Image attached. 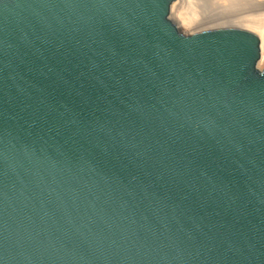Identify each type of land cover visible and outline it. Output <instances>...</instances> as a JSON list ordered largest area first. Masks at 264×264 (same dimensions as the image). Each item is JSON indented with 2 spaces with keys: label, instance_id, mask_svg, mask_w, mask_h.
<instances>
[{
  "label": "water",
  "instance_id": "95a60500",
  "mask_svg": "<svg viewBox=\"0 0 264 264\" xmlns=\"http://www.w3.org/2000/svg\"><path fill=\"white\" fill-rule=\"evenodd\" d=\"M174 0H0V264H264L253 30Z\"/></svg>",
  "mask_w": 264,
  "mask_h": 264
},
{
  "label": "rangeland",
  "instance_id": "374dc122",
  "mask_svg": "<svg viewBox=\"0 0 264 264\" xmlns=\"http://www.w3.org/2000/svg\"><path fill=\"white\" fill-rule=\"evenodd\" d=\"M212 2L213 0H174L171 4L172 8L170 7L171 18L184 33L218 26H237L253 30L258 34L255 28L241 19V15L244 14L243 9L231 13L213 6ZM252 4L254 10L260 9L263 5L259 0L253 1Z\"/></svg>",
  "mask_w": 264,
  "mask_h": 264
},
{
  "label": "bare ground",
  "instance_id": "6f19581e",
  "mask_svg": "<svg viewBox=\"0 0 264 264\" xmlns=\"http://www.w3.org/2000/svg\"><path fill=\"white\" fill-rule=\"evenodd\" d=\"M253 1H255V0H213L212 4H213V6H216L217 8L224 9V11L225 10L231 11V13H232V11H237V10H241V9L244 10L243 11L244 14L241 15L242 16L241 19L243 21H245L247 24H250L251 25V26L249 25L250 27L255 28L256 31L258 32V35L260 36V45H259L260 57L257 61L256 66L258 68H262L264 65V38H263V36H264V0H259L260 3L263 4L262 7H260V9H257L255 7L259 11L254 10V7L252 6ZM250 6H251V8H250ZM171 8H172V6H171ZM171 8H170V14H169L170 17H171ZM222 9H220V10H222Z\"/></svg>",
  "mask_w": 264,
  "mask_h": 264
}]
</instances>
